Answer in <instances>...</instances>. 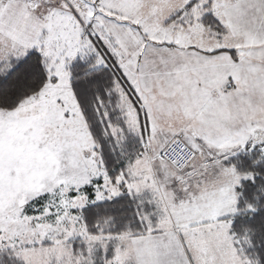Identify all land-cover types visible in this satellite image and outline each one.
Here are the masks:
<instances>
[{
  "label": "snow or ice",
  "instance_id": "snow-or-ice-1",
  "mask_svg": "<svg viewBox=\"0 0 264 264\" xmlns=\"http://www.w3.org/2000/svg\"><path fill=\"white\" fill-rule=\"evenodd\" d=\"M0 264H264V0H0Z\"/></svg>",
  "mask_w": 264,
  "mask_h": 264
}]
</instances>
